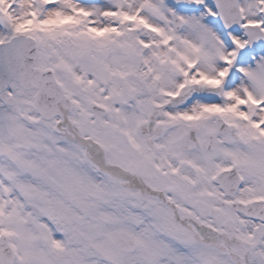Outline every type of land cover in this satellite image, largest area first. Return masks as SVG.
<instances>
[{
	"label": "snow or ice",
	"instance_id": "obj_1",
	"mask_svg": "<svg viewBox=\"0 0 264 264\" xmlns=\"http://www.w3.org/2000/svg\"><path fill=\"white\" fill-rule=\"evenodd\" d=\"M0 264H264V0H0Z\"/></svg>",
	"mask_w": 264,
	"mask_h": 264
}]
</instances>
